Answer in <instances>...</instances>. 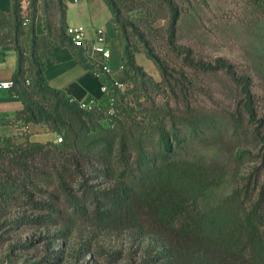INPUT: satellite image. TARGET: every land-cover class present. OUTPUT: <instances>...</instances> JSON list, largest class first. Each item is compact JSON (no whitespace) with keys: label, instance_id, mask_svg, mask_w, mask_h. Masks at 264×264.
Here are the masks:
<instances>
[{"label":"rangeland","instance_id":"374dc122","mask_svg":"<svg viewBox=\"0 0 264 264\" xmlns=\"http://www.w3.org/2000/svg\"><path fill=\"white\" fill-rule=\"evenodd\" d=\"M66 1L35 0L30 8L39 48L38 32L42 29L50 45L60 41L57 36L60 31L68 34ZM114 2L116 12L109 8V35L125 34L130 49L137 50L135 55L142 52L150 60V65L142 66L147 76H139L142 85L130 91L131 95L141 98L148 95L156 105L172 108L174 114L190 120L185 126L178 122L176 127L180 138H185L182 144L173 146L177 159L221 170V182L201 198L200 208L210 209L247 184H251L255 200L264 195V12L261 7L251 0ZM39 19L43 21L42 29L37 28ZM46 26L50 27V33ZM28 29L27 23L21 44L29 48L31 26ZM146 43L168 68L169 76L165 80L155 61L147 55ZM128 79L129 73L121 85ZM145 80L149 82L143 83ZM169 83L175 86L174 91ZM246 87L256 100L254 120L244 107ZM188 104L192 115L185 112ZM242 111L245 112L243 123L237 124L233 113ZM155 144L157 141L151 146ZM34 168L44 172L40 171V178L24 185L25 191L0 221V264L263 263L264 259L253 261L255 256L250 255L249 249L236 256L231 252H215L213 248L205 258H196L198 254H193L189 246L182 247L174 240L158 236L142 208L146 224L144 228L135 225L129 219L132 213L127 214V210L112 204L114 192L102 194L100 201L94 200V192L108 185L93 177L98 174L94 168L81 174L70 173L71 177L60 181L62 184L52 162L40 159ZM103 206L109 207L107 215L101 214L106 209Z\"/></svg>","mask_w":264,"mask_h":264},{"label":"trees","instance_id":"16d2710c","mask_svg":"<svg viewBox=\"0 0 264 264\" xmlns=\"http://www.w3.org/2000/svg\"><path fill=\"white\" fill-rule=\"evenodd\" d=\"M11 1L9 12L0 10V47L12 45L18 56L12 85L6 89L10 95L19 96L24 104L16 112L14 121L24 127L41 123L62 140L34 141L28 133L20 141L12 137L3 139L0 144V221L21 196L24 185L40 178L44 171L35 170L34 165L43 159L53 163L59 183L71 177L70 173L81 174L94 168L98 174L93 177L108 184L94 192L95 201H100L102 194L114 192L112 204L127 210V214L132 213L129 219L141 228L146 223L140 210H146L148 223L158 236L174 240L182 247L189 246L193 254H198L196 258H205L215 248V252L235 254L249 249L250 255L255 256L253 261L264 259V195L260 194L255 200L251 184H247L210 209L200 208L201 198L221 182V170L177 159L173 146L182 144L185 138H180L176 127L179 123L185 126L190 120L174 114L172 108L156 105L148 95H142L143 98L131 95L130 91L141 84L139 76L147 74L137 63V50L130 49L128 37L119 35L124 40L122 60L129 73V79L119 85L109 72L72 47L67 33H57L58 43L71 47L81 65L99 74L108 88L109 105L93 101L90 107H83L64 90L52 87L45 77V57L39 51L29 12L35 0ZM105 1L115 13L114 0ZM251 1L264 12V0ZM26 23L32 31L29 48L21 44ZM46 27L50 33V27ZM146 53L165 80L169 76L168 68L161 57L148 45ZM169 85L174 91L175 86ZM244 91L245 110L254 120L255 96L249 87ZM187 108L186 114L192 115L189 104ZM244 113H233L237 124L243 123ZM155 141L157 144L151 146ZM254 187L257 189L256 185ZM37 205L35 202L34 206ZM105 208L102 215H107L109 207ZM257 264H264V260Z\"/></svg>","mask_w":264,"mask_h":264},{"label":"crops","instance_id":"0c3cea01","mask_svg":"<svg viewBox=\"0 0 264 264\" xmlns=\"http://www.w3.org/2000/svg\"><path fill=\"white\" fill-rule=\"evenodd\" d=\"M12 7L11 0H0V10L9 12ZM111 12L102 0H77L66 1L65 22L67 26H82L88 39L95 37L98 28L107 31V24ZM43 21L39 19L37 28L42 29ZM41 35L40 53L45 57V77L48 83L57 89H62L66 94L79 101H97L104 105L111 102L109 94L104 90V83L99 74L86 69L73 50L68 45L48 43L45 30L38 32ZM72 43V41H71ZM111 57L108 61V72L116 82L123 83L128 78V72L124 66L122 56L124 40L119 35H109ZM72 47L77 48L72 43ZM100 59L98 53L94 54ZM136 61L141 66L150 65V60L144 53L135 55ZM17 52L12 45L0 47V81H11L17 68ZM22 99L16 95H10L7 90H0V144L5 137L23 140L25 134L34 141L57 140L59 135L50 131L41 123H30L24 127L20 122H15L14 117L18 110L23 108Z\"/></svg>","mask_w":264,"mask_h":264},{"label":"built area","instance_id":"2783aa9c","mask_svg":"<svg viewBox=\"0 0 264 264\" xmlns=\"http://www.w3.org/2000/svg\"><path fill=\"white\" fill-rule=\"evenodd\" d=\"M67 31L74 46L82 49L89 60L95 62L98 67H101L102 70L108 72V61L111 57V47L109 44V34L107 33V31L104 28H98L96 30L95 37L92 40L87 38L82 26H69ZM95 53H98L100 55V59H96L94 57ZM116 83L119 85L122 84H120L119 82ZM11 85V81H0V90H6ZM103 88L105 91H107L108 89L106 85H104ZM92 103L93 101L81 102V106L90 107ZM61 140L62 137L59 136L56 142H60Z\"/></svg>","mask_w":264,"mask_h":264}]
</instances>
